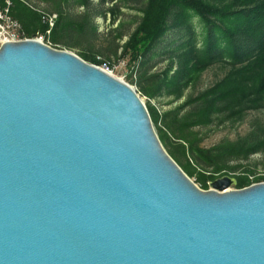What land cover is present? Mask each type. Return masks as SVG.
I'll return each instance as SVG.
<instances>
[{"label":"water","instance_id":"obj_1","mask_svg":"<svg viewBox=\"0 0 264 264\" xmlns=\"http://www.w3.org/2000/svg\"><path fill=\"white\" fill-rule=\"evenodd\" d=\"M236 184L199 188L103 68L0 47V264H264V182Z\"/></svg>","mask_w":264,"mask_h":264},{"label":"trees","instance_id":"obj_2","mask_svg":"<svg viewBox=\"0 0 264 264\" xmlns=\"http://www.w3.org/2000/svg\"><path fill=\"white\" fill-rule=\"evenodd\" d=\"M29 1L12 0L10 15L21 24L27 38L47 34L48 25L29 6ZM34 1L42 4L46 13L58 14L55 27L47 35L55 47L80 46L67 42L60 31L74 27L69 24L74 19L69 10L78 5L88 6L89 0ZM5 6V0H0V7ZM142 14L139 25L122 46V53L130 55L131 61L141 68L132 80L138 92L153 99L173 95L179 100L203 72L215 65L227 68L224 78L189 101L193 107L184 114L185 106L164 114L148 108L153 122L162 125L158 134L168 153L190 177H198L203 189H208V183L221 174L242 168L235 162L264 152V133L253 132L234 142L225 140L203 148L202 138L193 132L194 128L213 125L216 119L237 122L249 111L264 109V0H146ZM194 19L203 27L200 45ZM86 24L80 28H91V22ZM57 30L59 33L54 35ZM170 32L181 34L177 44L163 51L170 66L161 74H149L145 67L159 54V45ZM87 49L94 51L90 46ZM93 53H82L80 57L97 66L106 65ZM175 64L176 70L171 74ZM246 172L247 175L236 176L239 189L264 182L262 177L252 182L253 172Z\"/></svg>","mask_w":264,"mask_h":264},{"label":"rangeland","instance_id":"obj_3","mask_svg":"<svg viewBox=\"0 0 264 264\" xmlns=\"http://www.w3.org/2000/svg\"><path fill=\"white\" fill-rule=\"evenodd\" d=\"M145 3L146 0H89L88 6L78 5L72 7L69 10V16L74 19L70 21L69 24L74 27L63 31L61 30L60 33L66 36L67 42L71 44H79L80 46L65 47L63 44H57L58 46L54 49L68 51L79 57L82 53L90 54L96 52L97 57L106 62V65L99 67L103 68L114 77L130 84L138 92V88L132 80H135L141 68L139 67V64L131 61L130 55H124L122 53V46L127 42L130 35L139 25L143 15L142 9ZM86 22V25L90 22L92 23V25L89 24L91 28L82 30L80 27ZM93 26L94 28L96 27L97 34L96 29H93ZM193 26L197 34V42L200 45L202 43L203 27L198 19H194ZM56 33H59V30L55 31L54 35ZM180 36L181 34L170 32L167 38L161 43V45H159V54L145 67L149 69V74H161L168 69L170 62L168 61V56L163 51L171 49L177 44ZM41 37L44 38L45 43L50 42L48 41L47 34H37L30 39L36 40ZM172 41H175L174 44H171ZM87 45L94 48V51L90 52L87 49ZM173 67L171 74L176 70V64ZM226 73L227 68L225 66H212L185 89L183 97L179 100H176L173 95H163L153 99L141 92L138 93L148 108H155L160 114L171 112L176 108L185 106L182 111V114H184L193 107L192 103L189 104L191 99L196 98L199 94L211 88L217 81L224 78ZM154 125L157 131L158 128L162 127L160 123L158 125L154 123ZM193 132L202 138L201 147L203 148L214 147L225 140L234 142L238 139L250 136L253 132L263 134L264 109L260 111H249L242 120L237 122L229 120L219 122L216 119L213 125L194 128ZM164 147L168 151V147L165 145ZM234 164L241 165L242 168L236 172L223 173L218 176L217 179L224 176L236 178V176L247 175V170H250L254 174L251 177L252 182H255L254 178H264V152L253 155L246 161H239ZM190 178L202 190H210L211 183L215 181L208 183V189H203L201 183L197 180V176ZM254 184L257 183H252V185ZM230 189L238 190L239 188L236 184Z\"/></svg>","mask_w":264,"mask_h":264},{"label":"built area","instance_id":"obj_4","mask_svg":"<svg viewBox=\"0 0 264 264\" xmlns=\"http://www.w3.org/2000/svg\"><path fill=\"white\" fill-rule=\"evenodd\" d=\"M6 6L4 8L0 7V47L6 42H21L25 40H30L27 38L21 24L10 15V7L12 6V0H5ZM29 6L35 11L41 14L42 22L48 25L49 29L47 35H50L52 29L55 27L58 20V14L56 13H46L43 9L42 4L36 3L34 0L29 1ZM40 41L52 48L55 46L51 42L44 41V38H38ZM49 41V40H48Z\"/></svg>","mask_w":264,"mask_h":264}]
</instances>
